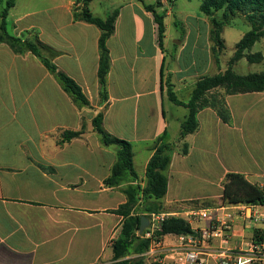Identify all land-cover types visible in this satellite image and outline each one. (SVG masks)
I'll return each instance as SVG.
<instances>
[{
	"label": "crops",
	"instance_id": "1",
	"mask_svg": "<svg viewBox=\"0 0 264 264\" xmlns=\"http://www.w3.org/2000/svg\"><path fill=\"white\" fill-rule=\"evenodd\" d=\"M138 1L125 0L126 5L112 8L119 15L108 41L107 98L101 96L98 79L102 31L74 19L75 0H16L9 11L7 32L39 42L41 57L72 78L89 105L77 106L39 57L0 43V264L111 262L123 221L113 211L127 202L124 189L145 187L153 147L164 134L175 148L166 172L163 212L214 204L231 173L264 185L259 176L264 171V92L224 96L227 122L213 107L200 110L198 131L185 139L179 134L189 110L167 95L170 83L178 99L188 103L201 78L226 71L235 52L227 55L225 30L226 47L216 52L208 16H187L196 24L175 18L171 23L177 29L169 34L170 17L157 8L165 15L161 46L155 13L147 9L154 3ZM92 4L89 9L96 17L113 12L107 7L101 15ZM1 23L0 17V31ZM259 42L260 50H253L257 42L248 53L264 56V38ZM244 62L249 61H238L233 70ZM259 65L264 70V61ZM99 113L108 133L133 145L138 181L118 187L104 183L117 149L104 146L94 131ZM82 129L81 137L64 140L67 132Z\"/></svg>",
	"mask_w": 264,
	"mask_h": 264
},
{
	"label": "trees",
	"instance_id": "2",
	"mask_svg": "<svg viewBox=\"0 0 264 264\" xmlns=\"http://www.w3.org/2000/svg\"><path fill=\"white\" fill-rule=\"evenodd\" d=\"M93 0H75L74 19L97 26L102 35L99 39V69L98 79L101 96L108 97L107 80L111 68V56L108 49V41L115 32L116 21L119 11H113L106 18L94 16L89 5ZM16 0H6V6L1 13L0 43H5L16 53L31 52L39 57L45 66L52 72L62 89L73 99L79 107L89 105L82 88L72 78L47 60L41 57L39 42L22 41L11 36L6 29V18L9 11L14 8ZM153 11L158 24L159 43L162 46L166 34L165 15L156 12V6H147ZM203 14L211 20V38L215 45V51L221 52L225 49L223 32L239 14L243 15L245 21L251 26L243 38L237 43L234 56L229 61V67L223 73L212 77L201 78L192 93L188 103H184L176 96L172 84L167 86L169 99L178 106L189 110L187 119L181 125V139L189 134H194L199 129L198 114L206 107H213L224 122L230 118V113L224 102V96L260 93L264 92V73L248 75L237 74L233 65L246 58L250 64H261L264 61L262 53H248L253 46L264 38V0H203L201 9ZM219 14H221L219 16ZM179 26V24H178ZM223 94H219L218 91ZM103 113H99L93 120L94 131L101 137L104 146H114L117 149V161L113 166L112 173L105 180L109 187H118L123 183L138 181V175L134 168L133 145L124 139L108 133L103 126ZM84 130L79 132H67L64 140L70 141L83 135ZM174 145L166 141V135L160 137L154 147V154L148 163L146 170V185L131 184L124 193L127 202L118 207L113 213L123 217L119 234L112 245L113 257L107 264H147L143 258L150 246V240L138 236L141 227V215L148 213L163 212L162 200L168 193L169 180L166 172L171 163V155ZM188 153V145L184 144L183 154ZM223 189V201L229 204H264V192L256 185L246 181L240 174L231 173L226 176ZM192 233L190 224L183 218L173 217L166 220L161 227L160 235H183Z\"/></svg>",
	"mask_w": 264,
	"mask_h": 264
},
{
	"label": "built area",
	"instance_id": "3",
	"mask_svg": "<svg viewBox=\"0 0 264 264\" xmlns=\"http://www.w3.org/2000/svg\"><path fill=\"white\" fill-rule=\"evenodd\" d=\"M242 176L249 181L246 174ZM259 176L264 179V171ZM142 216L149 219V226L137 235L150 240L143 254L147 264H264V204L222 203ZM173 217L185 219L192 233L160 235L162 224Z\"/></svg>",
	"mask_w": 264,
	"mask_h": 264
},
{
	"label": "rangeland",
	"instance_id": "4",
	"mask_svg": "<svg viewBox=\"0 0 264 264\" xmlns=\"http://www.w3.org/2000/svg\"><path fill=\"white\" fill-rule=\"evenodd\" d=\"M145 3H154V6H156V9L163 11L164 13L168 14L170 19L166 20V23L168 25V32L171 34L172 31L177 29L172 23L171 20L178 18L183 23H195L194 20L191 22L190 20H187V16H191L193 18H197L199 15H204L201 9V5L203 0H160L159 2L155 3V0H144ZM138 4V0H136ZM113 4V6L111 5ZM117 4L126 5L125 0H93L92 9L94 12L99 13L101 15H105L107 7L110 11H113L112 8L114 5ZM6 6V0H0V16L1 11ZM20 9V8H19ZM127 11V9H125ZM174 14V17H173ZM251 30V26L245 21L243 15L238 16L231 25L227 26L225 29V40L227 44V55L232 56L235 52V45L243 38V35H245L247 32ZM261 47L260 42H258L255 47L254 51H259ZM252 66L250 69L249 67ZM238 73L243 74H251V73H260L263 70V67L259 64H250L249 62H244L239 65L238 68L235 69ZM168 86V85H167ZM220 95L223 94L222 92H218ZM129 119H131L129 117ZM221 197L214 202V204H207L205 207H214L221 205L222 203H225L223 201V191H221ZM196 207H200L198 204L195 205ZM108 256H111V252H108Z\"/></svg>",
	"mask_w": 264,
	"mask_h": 264
},
{
	"label": "water",
	"instance_id": "5",
	"mask_svg": "<svg viewBox=\"0 0 264 264\" xmlns=\"http://www.w3.org/2000/svg\"><path fill=\"white\" fill-rule=\"evenodd\" d=\"M149 226V219L146 216L141 217V227H140V233H144V231L148 228Z\"/></svg>",
	"mask_w": 264,
	"mask_h": 264
}]
</instances>
